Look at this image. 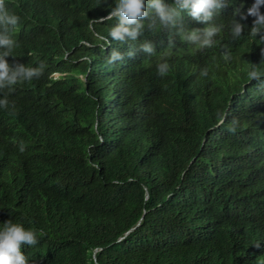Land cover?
Here are the masks:
<instances>
[{
  "label": "trees",
  "instance_id": "1",
  "mask_svg": "<svg viewBox=\"0 0 264 264\" xmlns=\"http://www.w3.org/2000/svg\"><path fill=\"white\" fill-rule=\"evenodd\" d=\"M3 2L20 17L9 62L42 68L0 88V222L38 230L29 264H264V82L248 75L264 54L247 29L195 51L157 25L106 48L112 0Z\"/></svg>",
  "mask_w": 264,
  "mask_h": 264
},
{
  "label": "clouds",
  "instance_id": "2",
  "mask_svg": "<svg viewBox=\"0 0 264 264\" xmlns=\"http://www.w3.org/2000/svg\"><path fill=\"white\" fill-rule=\"evenodd\" d=\"M234 0H112L111 6L103 19L115 18L116 23L110 27L106 36L99 35L104 41V47L111 45L112 41H137L145 30H151L159 25L162 28L174 31L179 39L191 45L195 51L212 48L216 43L217 36L227 27L233 39H240L245 35L253 38L256 45L262 46L264 54V0H253L246 11L242 10L243 5L235 9L227 25L217 23L216 17L221 10L233 4ZM187 14L195 20L204 23V27H187L182 17ZM239 16V18H237ZM253 17L252 25L249 28L244 21ZM20 21V17L10 11L3 0H0V88H11L12 86L30 81L40 75L41 66H29L19 61L9 62L13 56V50L17 42L10 34ZM170 47H175V41H170ZM139 50L152 56L156 49L152 42L146 41L139 46ZM129 51L128 55H134ZM166 53L165 58L157 64L159 75H166L170 64ZM124 59V53L113 49L106 62L115 64ZM201 75L207 76L208 70L204 69ZM251 80L258 83L264 82V70L252 67L248 73ZM8 100L0 98V107H6ZM228 130L234 132V126ZM21 146V151H23ZM39 243L38 230L27 227L23 222H16L12 219L0 222V264H29L28 257L23 248L35 246Z\"/></svg>",
  "mask_w": 264,
  "mask_h": 264
}]
</instances>
